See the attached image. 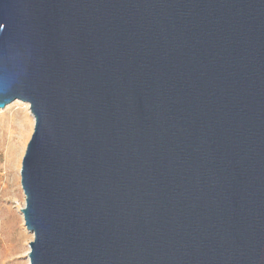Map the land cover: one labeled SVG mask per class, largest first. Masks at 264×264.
Returning <instances> with one entry per match:
<instances>
[{
    "label": "water",
    "instance_id": "95a60500",
    "mask_svg": "<svg viewBox=\"0 0 264 264\" xmlns=\"http://www.w3.org/2000/svg\"><path fill=\"white\" fill-rule=\"evenodd\" d=\"M30 264H264V0H0V109Z\"/></svg>",
    "mask_w": 264,
    "mask_h": 264
},
{
    "label": "rangeland",
    "instance_id": "374dc122",
    "mask_svg": "<svg viewBox=\"0 0 264 264\" xmlns=\"http://www.w3.org/2000/svg\"><path fill=\"white\" fill-rule=\"evenodd\" d=\"M34 127L28 103L16 100L0 109V264H30L34 234L22 213L26 195L20 171Z\"/></svg>",
    "mask_w": 264,
    "mask_h": 264
},
{
    "label": "bare ground",
    "instance_id": "6f19581e",
    "mask_svg": "<svg viewBox=\"0 0 264 264\" xmlns=\"http://www.w3.org/2000/svg\"><path fill=\"white\" fill-rule=\"evenodd\" d=\"M13 125V124H12Z\"/></svg>",
    "mask_w": 264,
    "mask_h": 264
}]
</instances>
